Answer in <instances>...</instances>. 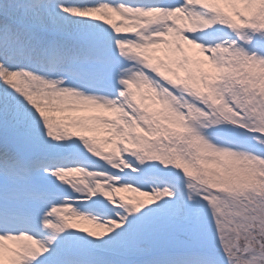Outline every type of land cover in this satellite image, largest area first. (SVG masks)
<instances>
[{
    "label": "snow or ice",
    "instance_id": "1",
    "mask_svg": "<svg viewBox=\"0 0 264 264\" xmlns=\"http://www.w3.org/2000/svg\"><path fill=\"white\" fill-rule=\"evenodd\" d=\"M0 264H264V0H0Z\"/></svg>",
    "mask_w": 264,
    "mask_h": 264
},
{
    "label": "rangeland",
    "instance_id": "2",
    "mask_svg": "<svg viewBox=\"0 0 264 264\" xmlns=\"http://www.w3.org/2000/svg\"><path fill=\"white\" fill-rule=\"evenodd\" d=\"M125 195H133L132 193H125Z\"/></svg>",
    "mask_w": 264,
    "mask_h": 264
}]
</instances>
